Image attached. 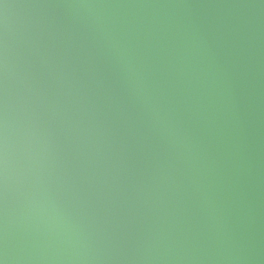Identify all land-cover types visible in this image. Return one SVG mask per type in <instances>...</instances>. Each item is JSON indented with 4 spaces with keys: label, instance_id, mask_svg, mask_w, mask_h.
Returning a JSON list of instances; mask_svg holds the SVG:
<instances>
[{
    "label": "water",
    "instance_id": "95a60500",
    "mask_svg": "<svg viewBox=\"0 0 264 264\" xmlns=\"http://www.w3.org/2000/svg\"><path fill=\"white\" fill-rule=\"evenodd\" d=\"M3 264H264V0H0Z\"/></svg>",
    "mask_w": 264,
    "mask_h": 264
},
{
    "label": "clouds",
    "instance_id": "9594fccd",
    "mask_svg": "<svg viewBox=\"0 0 264 264\" xmlns=\"http://www.w3.org/2000/svg\"><path fill=\"white\" fill-rule=\"evenodd\" d=\"M3 163H4L3 157H2V155H0V164H3ZM0 264H3V261L2 260H0Z\"/></svg>",
    "mask_w": 264,
    "mask_h": 264
}]
</instances>
